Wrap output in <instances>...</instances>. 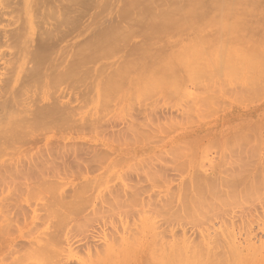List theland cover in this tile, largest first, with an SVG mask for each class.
<instances>
[{
  "label": "rangeland",
  "instance_id": "1",
  "mask_svg": "<svg viewBox=\"0 0 264 264\" xmlns=\"http://www.w3.org/2000/svg\"><path fill=\"white\" fill-rule=\"evenodd\" d=\"M29 1L0 0L1 83L18 27L24 56L0 127L57 99L71 111L2 139L0 264H264V0L175 8L217 14L199 21ZM39 51L48 81L30 77Z\"/></svg>",
  "mask_w": 264,
  "mask_h": 264
},
{
  "label": "bare ground",
  "instance_id": "2",
  "mask_svg": "<svg viewBox=\"0 0 264 264\" xmlns=\"http://www.w3.org/2000/svg\"><path fill=\"white\" fill-rule=\"evenodd\" d=\"M27 1H29V0H27ZM32 1H33V0H32ZM34 1H35V4L38 3V4H40L41 7H43V6H47V7H49L51 10H53L52 12H54V13H52V12H51V13L55 15V9H56V6H54L55 3H53V2H56V0H53V1H51V0H50V1L46 0V3L49 2L47 5H46V3H45V0H44V1H42V0H34ZM34 1H33V3H34ZM38 1H39V2H38ZM40 1H41V2H40ZM47 1H48V2H47ZM60 1H62V2H60ZM63 1H64V2H63ZM66 1L69 3L71 0H69V1H68V0H59V1H57V2L62 3V5H61V4L59 5L60 7H61V6H63V7L66 6L65 8H67L68 10L71 8V4H73V3H77V2H75V0H74V1L72 0V1L69 3V5H70V7H69V5L66 4V3H67ZM78 1H79V0H78ZM88 1H89V0H83V2H84L85 4H87V6H88V5H89V6H91V5H95L94 8L96 7L95 9H98L99 11H101V12H99V14H98V13H95V14H94V15L97 14V16H98L100 19H104L103 16H104V13H106L105 11L109 10V8H115V5H116L117 3L119 4V6H120V11H121V8H123V7H125V9H126L127 7H128L127 9H130V8L132 9V8L136 7V5H137V7H138V6L141 4V2H142V3H144V4H142L141 6L144 5V6H149V7H150V6L152 7V6L155 5V4H156L157 6H158L159 4H161V5H159V6H164V7H166L165 9H166L167 11H172V10L174 11V14H175V15L173 14V17H174L173 19H174V20H182V21H183V20H188V21H189V20H192V21L195 20V21H199V20H203V19H215V18L217 17V14H212V13H210V15H208V16H204V17H203V16H199V15L186 14V13L178 14L175 8H178L179 10H183V9H184L185 11H187V10H189V9H212V11H213V10H216V7H217L218 5L222 4V6H223V4H224L223 7H225V6L229 3V0H134V1H133V0H123V1H126V2L129 1V3H130V4L127 3L128 5H127V7H126V6H125V3H126V2L123 3L122 0H93V1H96V2L98 1L97 4H95L94 2H91V4H90ZM131 1H132V2H131ZM158 1H160V2H158ZM234 1H235V0H234ZM237 1H238V0H237ZM237 1H235V3H236ZM29 2H30V1H29ZM29 2H28V3H29ZM42 2L45 3V5H44ZM83 2H82V3H83ZM120 2H121V4H120ZM139 2H140V3H139ZM145 2H146V3H145ZM28 3H27L26 5L29 6ZM52 3H53V5H52ZM79 3H80V1H79ZM79 3H78V4H79ZM122 3H123L124 5H122ZM134 3H136V5H135ZM147 3H148V5H147ZM157 3H158V4H157ZM30 4H32V3H30ZM38 4H37V6H35L34 8H36V7L41 8L40 6H38ZM56 4H57V3H56ZM58 4H59V3H58ZM64 4H65V5H64ZM131 4H132V5H131ZM145 4H146V5H145ZM233 4H234V3H233ZM26 5H25V6H26ZM50 5H52V6H50ZM80 5H81V3H80ZM121 5H122V6H121ZM53 6H54V7H53ZM85 6H86V5H85ZM85 6H83V7H85ZM89 6H88V8H89ZM130 6H131V7H130ZM222 6H221V7H222ZM26 7H27V6H26ZM30 7H31V6H30ZM51 7H53V9H52ZM57 7H58V5H57ZM63 7H61L62 10H67V9H65V8H63ZM68 7H69V8H68ZM91 7H92V6H91ZM28 8H29V7H28ZM39 8H37V9H39ZM54 8H55V9H54ZM81 8H82V6H81ZM85 8H87V7H85ZM116 8H119V7L117 6ZM31 9H32V8H31ZM37 9H36V10H37ZM42 9H43V8H42ZM83 9H84V8H83ZM104 9H105V10H104ZM106 9H107V10H106ZM123 9H124V8H123ZM144 9H147V8H144ZM148 9H149V8H148ZM56 10H57V9H56ZM87 10H88V9H87ZM25 11H26V9H25ZM58 11H59V10H58ZM60 11H61V10H60ZM102 11H104V12H102ZM33 12H34V11H33ZM116 12H117V11H116ZM116 12H114V14H116ZM22 13L24 14V11H23ZM31 13H32V12H31ZM51 13H50V14H51ZM100 13H101V14H100ZM25 14H26V12H25ZM52 14H51V17L53 16ZM120 14H121L122 17H123L124 15H126V14H127V15H130V16H131V15H132V16L134 15V13H130V14H129V13H126V12H123V14H122V11H121V13H119V16H117V17H116V16H115V17L112 16L111 18H112L113 20H114V18H115V20H116V19L118 20V19L120 18ZM38 15H39V14H38ZM111 15H113V14H111ZM116 15H118V14H116ZM215 15H216V16H215ZM220 15H221V14H220ZM23 16H24V15H23ZM25 16H26V15H25ZM134 16H138V15H134ZM154 16H156V14H154ZM26 17H27V16H26ZM160 17H161V16H159V17L156 16V17H154V20H155V18H156L155 21L162 20V18L160 19ZM162 17L164 18V15H163ZM65 18H66V17H65ZM40 19H41V18H40ZM44 19H45V18H44ZM108 19H109L110 21L112 20V19H110L109 17H108ZM135 19H137V18H134V19H131V20H135ZM158 19H159V20H158ZM66 20L69 21L68 19H66ZM28 21H29V20H28ZM64 21H65V20H64ZM28 23H29V22H28ZM33 23H34V22H33ZM74 23H77V22H74ZM62 24H63V23H62ZM71 26H72V25H71ZM19 28H20V27H18V29H16V30L14 29L15 31H14V30L10 31V32H12V33H9V34L6 33V34H8V35H6V37L9 36V39L11 40V43L14 42L13 46H16V47H15L16 49L14 48V50H12L13 48H12V49L10 48V50H12V51H11L12 54H13V52H16V53H17V55L14 53L15 58H17V60H16L15 58H13V55H12L13 60H16V63H15V62H14V64L12 63V64H13V68H12V64H11V62H12L13 60H10L11 62H9V60L7 59L8 61H6V62H7V65H6L7 67L5 68L6 72H4V73H5V75H4L5 77H4V79L1 80V81L4 80V82H2V83L0 82V84H2V85H0V99H1V100H2L3 98H6V99H5V100L3 99L2 101L0 100V101H1V102H0V106H1V103H2V102H4V104H5V103L7 102L6 100L9 98V97H8L9 95H7L8 98L4 96V95H6L5 93L8 91V89H7L6 87H8V88H9V87H19L20 82H21L20 76H21V78H22V74H23V73H21V70H20V69H22V67H20V66H21L22 64H23V66H24V63L21 61V60H22V57H23V61H24V56L22 55L23 49H21V48H22V47H21L22 44L20 45V42L22 43V35H23V34H22V30L19 29ZM13 31H14V32H13ZM45 32H46V31H45ZM46 33H47V32H46ZM52 33H53V32H49L48 35L45 34V35H47L46 38H45V35H44V38H45V39H44V38H43V39H44V41L47 39V40H46V41H47V42H46L47 44H46L44 41H41V40H40V41H41L40 44H42V48L45 47V48L49 49V48H48V45H51V43L54 42V41H56V42L58 41V39H57V40H54V38L56 39L55 36L53 37L54 33H53V35H52V37H51V34H52ZM42 35H43V34H42ZM49 35H50V36H49ZM10 37H11V38H10ZM41 37H42V36H41ZM47 37H48V38H47ZM50 37L53 38V39L50 40V43H49V42H48V41H49L48 39H49ZM5 39H6V38H5ZM38 40H39V39H38ZM1 41H2V40H1ZM7 41H8V37H7ZM7 41H6V42H7ZM6 42H5V44H6ZM1 43H2V42H1ZM3 44H4V42H3ZM3 44H0V47L2 46V48H3V46H5V45H3ZM44 44L47 45V46H45ZM91 44H92V43H91ZM13 46H12V44L10 45V47H13ZM22 46H23V45H22ZM38 46H39V48L41 47L40 45H38ZM86 46H87V45H86ZM88 46H89V45H88ZM19 47H21V48H19ZM82 47H83V46H82ZM39 48H37V49H39ZM42 48H41V49H42ZM45 48L43 49V51H45V53H46V54L44 53V57L46 58V56H49V53H48V51H47ZM83 48H84V47H83ZM20 49H21V50H20ZM41 49H40V50H41ZM79 49H80V48H79ZM82 50H83V49H82ZM0 51H1V49H0ZM36 51L38 52V50H36ZM40 52H42V51H39V55H41ZM81 52H82V51H81ZM81 52H80V53H81ZM47 53H48V54H47ZM82 53H83V52H82ZM20 54H21V55H20ZM23 54H24V53H23ZM33 54H34V53H33ZM35 54H36V52H35ZM2 55H3V54L1 53V54H0V58H1ZM37 55H38V53H37ZM39 55L37 56V57H38V61H40L39 64L42 63V64H41L42 66L39 65V64L37 65L38 62L35 61V63L33 62V64L35 65L34 67H32L33 64L28 63V64H30V67H29L30 69H29V68H28V69H29V71H31L32 69L38 70V72H39L40 74H39L37 71L34 72V70H32L33 72H32V74H31V75H32V76H31V75L29 74V71L27 70V71H28V74L30 75V77L33 78V79H35L36 82H37L36 79L38 78L39 75H41V76H39V77H41V78H38V80L41 79V80H39L40 82H42L43 78L45 79V81L47 80V79L44 77L43 73H41V71H43V69H44V71H45V68H41V67H44L43 63L45 64V61L47 60L48 57H47L46 60H45L44 57H42L43 54H42L41 56H39ZM21 56H22V57H21ZM35 56H36V55H34V57H35ZM80 56H81V55H79V58H80ZM3 57H4V56H2V58H3ZM39 57H40L41 59H44V61H43V60H40ZM12 58H10V59H12ZM20 58H21V59H20ZM48 60H49V58H48ZM48 60H47L46 62H48ZM77 60H78V59H77ZM79 60H80V59H79ZM79 60H78V61H79ZM82 60H83V59H82ZM20 61H21L22 63H21ZM0 62H1V61H0ZM18 63H21V65H19ZM9 64H10V65H9ZM15 64H16V65H15ZM17 64H18V66H17ZM2 65H3V64H2ZM36 65H37L38 67L40 66L39 69H42V70L39 71V69L36 67ZM45 65H46V64H45ZM50 65H51V66H49V67H51V69H53L52 64H50ZM9 66H11V67H9ZM14 66H15V67H14ZM4 67H5V66H4ZM26 67H28V66H27V62H25V69H24V68H23V69L26 70ZM46 67H48V66H46ZM49 67L47 68V70L49 69ZM9 68H10V69L12 68L13 71H11ZM51 69H50V70H51ZM67 69L69 70V67L66 68V72H65V73L69 72ZM24 70H22V72H24ZM2 71H3V70H2ZM8 71H9V72H8ZM10 71H11V73H10ZM17 71H18V72H17ZM48 71H49V70H48ZM48 71H46L47 73H46V72H44V73L48 74ZM52 71H53V74L51 73V75H50V72H49V74L46 75V76H47V77H48V76H49V77L52 76L51 78H53V77H54L53 75H56V74H54V73H56V72H54V70H52ZM52 71H51V72H52ZM56 71H57V70H56ZM70 71H71V69H70ZM7 72H8V73H7ZM146 72H147V71H146ZM4 73H3V74H4ZM20 73H21V74H20ZM30 73H31V72H30ZM33 73H34V74L36 73L35 75H36V76L38 75V76L35 78V75L33 76ZM156 73H157V72H156ZM0 74H1V73H0ZM10 74H11V75H10ZM14 74H15V75H14ZM25 74H27V72H26ZM28 74H27V75H28ZM57 74H58V76H57V75H56V76L61 78V76H59V73H58V72H57ZM1 75H2V74H1ZM1 75H0V76H1ZM7 76H8V77H7ZM9 76H11V77H9ZM65 76H68V73L65 74ZM145 76H146V75H145ZM28 77H29V76H28ZM30 77H29V78H30ZM6 78H7V79H6ZM29 78H28V79H29ZM51 78H50V79H51ZM60 78H59V79H60ZM147 78H148V77H147ZM147 78H146V79H147ZM28 79H27V78H26V79L24 78V80L26 81V82L24 81V82L26 83V86H27V84H28L30 81H33V79H32V80H30V81L28 82ZM48 79H49V78H48ZM50 79H49V82H50ZM54 79H55V78H54ZM56 79H57V78H56ZM56 79H55V83H57V80H58V79H57V80H56ZM149 79H154V78H149ZM51 80H53V79H51ZM143 80H144V79H143ZM22 81H23V80H22ZM35 81H34V82H35ZM47 81H48V80H47ZM58 81H59V80H58ZM148 81H149V80H148ZM24 82H23V83H24ZM34 82H32V83H34ZM43 82H44V81H43ZM146 82H147V81H146ZM151 82L153 83L154 81H151ZM5 83H6V84H5ZM25 83H24L23 85H21V86H22V87L25 86ZM51 83H52V82H50V84H51ZM53 83H54V80H53ZM144 83H145V82H144ZM144 83H143V84H144ZM29 84H31V82H30ZM48 84H49V83H48ZM147 84H148V83H147ZM150 85L152 86L151 83H150ZM21 86H20V87H21ZM29 86H30V85H29ZM29 86H28V87H29ZM146 86L148 87V85H146ZM151 86H150V87H151ZM144 87H145V86H144ZM147 87H146V88H147ZM142 88H143V87H142ZM4 89H5V91H6L5 93H4ZM6 89H7V90H6ZM11 93H13V92H11ZM17 93H19V92H17ZM8 94H9V92H8ZM14 94H15V93H14ZM18 95H19V94H18ZM3 96H4V97H3ZM2 97H3V98H2ZM15 97H16V96H15ZM17 98H18V96H17ZM5 101H6V102H5ZM19 101H20V100H19ZM56 101H58V99H57ZM56 101H54V102L57 103V104H59V103L56 102ZM60 101H61V100H60ZM8 102H9V99H8ZM8 102H7L5 105H7ZM20 102H21V101H20ZM55 103L52 102V105H51V104H49V102H48L47 105H45V107H43V105H42V106L40 105V106L43 108V109H41V107H39V104H38V102H37L38 107L41 109V110L39 111V112H40V115H37L39 112L36 114L37 111H36L35 109H34L35 112H34V110H32V111L30 110V111H31V114H33L34 116L31 115V116H32V117H31L32 119H29L30 121H28V118H30V117L24 118V120L22 119L23 122H24V124H25V125L27 124V125H29V126H30V125H33V124H34L33 122H34L35 120H40L41 118H42L44 121L41 119L40 122L43 121L44 124H45V123H46L45 120H46V121H50V123H51L52 120H50V119H53V121H54V119H55V118H53L54 116H55L56 118H58L57 116H60V117H61L62 114H63V116L66 117V116H67V114H66V113H67V110H68V114H69V110L71 111V108H70V109H67V108H68L67 105H65V107H64V105H63V104H64V101L62 102L63 104L60 103L61 106H59L60 104H59V105H56ZM4 104H2V106H1V110H3V111L5 110V109H4L5 107H3V106H5ZM33 104L35 105V103H33ZM45 104H46V103H45ZM48 104H49V105H48ZM67 104H68V103H67ZM8 105H9V104H8ZM8 105H7V106H8ZM50 105H51V106H50ZM20 106H21V105H20ZM27 106H28V105H27ZM27 106H25V107H27ZM35 106H36V105H35ZM54 106H57V107H60V108L57 109V108L54 107ZM22 107H23V106H22ZM66 107H67V108H66ZM2 108H3V109H2ZM6 108H8V107H6ZM39 108H37V110H39ZM61 108H62V110H63V111H62L63 113L61 112ZM24 109H25V108H24ZM28 109H29V108H28ZM7 110H8V109H7ZM11 110H12V109H11ZM56 110H57V111H56ZM58 110H59V112H58ZM13 111H14V110H13ZM25 111H26V110H25ZM28 111H29V110H27L26 112H28ZM54 111H55V112H54ZM19 112H22V111L19 110ZM19 112H18L17 114H20ZM33 112H34V113H33ZM56 112H58V114L61 113V115H60V114H59V115H58V114L56 115ZM4 113H5V112H4ZM12 113H13V112H12ZM28 113H30V112H28ZM52 113H54V114H52ZM5 114H6V113H5ZM24 114H25V112H24ZM26 114H27V113H26ZM64 114H65V115H64ZM1 115H2V116L0 117V120L2 119L1 121L3 122L4 119H3L2 117L5 118L6 115H4V114H1ZM3 115H4V116H3ZM10 115L12 116V114H10ZM21 115H22V113H21ZM29 115H30V114H29ZM41 115H42V116H41ZM49 115H52V116L49 117ZM11 116H10V117H11ZM27 116H28V115H27ZM40 116H41V117H40ZM14 117H15V116H14ZM14 117L9 118V119L12 120ZM18 117H19V115H18ZM18 117L16 116L14 119L16 120V119H18ZM23 117H25V115L21 116L20 118H23ZM44 117H47V118H44ZM51 117H52V118H51ZM60 117H59V118H60ZM65 117H61V118H62V119H65ZM20 118H19V119H20ZM37 118H39V119H37ZM61 118H60V119H61ZM14 119L11 121V122H12V125H10L11 122L9 123V121H8L7 119H5V123L9 124L10 127H9L8 125H7L8 128H6L5 126H3V127H5L4 129H3L2 126L0 127V139H1L0 141H1V143H2V144H0V145H4V143H6V141H4V140H6V138L4 139V137H6V135H9V136H10V137H9L10 139L12 138V137H11L12 135H10L11 133H6V132H8L7 129H9V128L11 129V127H12V128L15 127V128H13V129H14V130H17V131H20V130L22 131V129L24 130V128H25L26 130L29 129L28 127L26 128L25 125H21V124H22V121H20L21 119H20V120L18 119V120H16V121H15ZM25 119H26L27 121H26ZM34 119H35V120H34ZM69 119H70V118H69ZM69 119H68V120H69ZM6 120H7V122H6ZM68 120H66V123L68 122ZM18 121H19V122H18ZM32 121H33V122H32ZM55 121H57V120H55ZM61 121H62V120H61ZM2 122H0V124H1ZM14 122H15V124H16V122H18V123L15 125ZM27 122H28V123H27ZM3 123H4V122H3ZM36 123H37V121H36ZM50 123H49V124H50ZM52 123H54V122H52ZM52 123H51V124H52ZM58 123H59V125H60V124L63 123V121H62V123L58 121L56 124H58ZM66 123H65V125H66ZM38 124H39V123H38ZM41 124H42V122H41ZM41 124H40V126H43V124H42V125H41ZM51 124H50V125H51ZM1 125H2V124H1ZM4 125H6V124H4ZM13 125H15V126H13ZM46 125H48V124H46ZM59 125H58V126H59ZM18 126H19V128H17ZM21 126H22V127H21ZM23 126H24V128H23ZM36 126H37V124H35V127H36ZM38 126H39V125H38ZM52 126H53V125H52ZM52 126H51V127H52ZM32 127H33V126H32ZM43 127H44V126H43ZM48 127H50V126H47V128H48ZM52 128H53V127H52ZM2 129H3L4 131H3ZM5 129H6V130H5ZM10 129H9V132L12 131V134H13L15 131H14L13 129H12V130H10ZM37 129H38V128H37ZM37 129H36V130H37ZM29 130H30V129H29ZM32 130H35V129H32ZM36 130H35V131H36ZM2 131H3V132H2ZM27 131H28V130H27ZM49 131H50V130H49ZM4 132H5V134H4ZM29 132H30L29 134L32 133L31 130H30ZM47 132H48V131H47ZM19 133H22V132H19ZM35 133H36V132H35ZM16 134H17V133H16ZM16 134H15V135H16ZM39 134H40V133H39ZM15 135L13 134V136H15ZM17 135H18V134H17ZM20 135H23V136H24L23 133L20 134ZM32 135H33V133H32ZM41 135H42V134H41ZM25 136H26V135H25ZM25 136H24V137H25ZM27 136H29V135H27ZM34 136H35V135H34ZM39 136H40V135H38V136L36 135L35 137L37 138V137H39ZM18 137H19V136H18ZM9 138H7V139H9ZM20 138H21V137H20ZM22 138H23V137H22ZM30 138H32V140H33L34 142L37 143V141H35L33 137L30 136ZM36 138H35V139H36ZM2 139H4V140H3L4 143L2 142ZM12 139H13V138H12ZM14 139H15V138H14ZM14 139H13V141H16V140H14ZM16 139H18V138H16ZM37 139L40 140L39 138H37ZM42 140H43V139H42ZM8 141H9V140H8ZM8 141H7V142H8ZM18 141H19V140H18ZM29 142H30V141H29ZM31 143L34 144L32 141H31ZM36 143H35V144H36ZM47 144H49V143H47ZM34 146H35V145H34ZM2 147H3V146H2Z\"/></svg>",
  "mask_w": 264,
  "mask_h": 264
}]
</instances>
